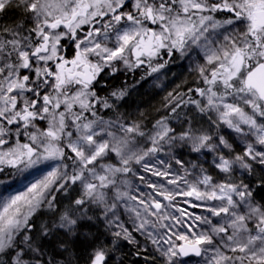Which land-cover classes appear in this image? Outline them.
Wrapping results in <instances>:
<instances>
[{"label":"snow or ice","instance_id":"6c2138e0","mask_svg":"<svg viewBox=\"0 0 264 264\" xmlns=\"http://www.w3.org/2000/svg\"><path fill=\"white\" fill-rule=\"evenodd\" d=\"M10 10L19 20L0 23V187L40 175L0 191V264H124L118 253L139 249L137 236L153 249L146 264H264L254 194L264 190V0H0V20ZM177 56L194 65V86L169 92L150 130L118 113L129 86L98 93L105 74L142 70L135 90ZM181 113L189 127L178 132ZM177 142L211 157L209 169L177 158ZM96 221L110 238L82 231ZM61 232L88 239L85 254L51 245Z\"/></svg>","mask_w":264,"mask_h":264},{"label":"rangeland","instance_id":"374dc122","mask_svg":"<svg viewBox=\"0 0 264 264\" xmlns=\"http://www.w3.org/2000/svg\"><path fill=\"white\" fill-rule=\"evenodd\" d=\"M192 59L197 61L198 63H203V60L199 59L195 54H193ZM191 67H194V65L191 64V61L181 59L179 56H177L175 61L173 63H170L165 69H162L160 73L153 74V78H150L148 80V83L144 84L143 87L136 86L135 90H132L130 89L131 87H129L130 95L120 103V105L118 106V113L126 115L129 121L136 120L138 122H142L144 125H146L145 130L146 131L150 130L152 124L155 123L156 119H159L161 115L167 114L163 108L164 98L167 96V94L169 92H172L174 89H177V86H179L178 90L181 92L186 91L188 87L194 86L193 81L196 79V75L193 71H191ZM140 72H142V70H140ZM130 77L132 79H129L131 81V85L129 86H132L135 84L136 80L138 79L133 78L132 75ZM149 108H151V110H154V112L148 114V112L151 111V110L148 111ZM184 111L187 112V109H185ZM109 113H108L109 115L108 118L115 119V114L111 112ZM192 115H194V113H188V117H191ZM147 118L151 119L150 124L148 125L145 123V122L148 123ZM184 118L186 117H184V114L181 113V120L175 121L172 124V126L175 127L178 132L181 131L182 129H187L189 127V125L187 124H182ZM196 121H199L200 123H196ZM193 124L195 125L196 128H199L201 124H203V120L199 115H196V120L193 121ZM204 126L206 127V125ZM148 146H150L148 143L142 142L137 144L136 148H134L133 150L144 149ZM168 152L169 149L167 146H165V151L163 153L158 154V156L168 159L166 155ZM171 152L177 158H180L185 162L191 161L193 163L201 164L205 169H209V165L211 163V157H208L206 161L203 153H199V154L193 153L191 151L190 145H185L181 142H177L175 146L171 149ZM134 168L139 169V166L134 165ZM212 174L215 175V173ZM27 175H28V180H30L33 179L34 177H38L40 175V172L34 169ZM152 178L153 180L155 179V177ZM127 179L132 182L133 187H136L140 184L138 179L132 175H129ZM28 180L13 179L8 185L4 187H0V191H4L7 194V193H14L16 191L23 190L24 185L28 183ZM78 194H79L78 191H73L70 193V196L75 197ZM63 202L65 203V205ZM68 204H69V199L62 198V203L60 206L61 210L64 207H66ZM201 211L202 210L200 209H196L197 213H200ZM41 219L46 220L48 219V217L45 216L42 217ZM101 223L102 225H105L104 222L101 221ZM91 228H95V224L92 225ZM82 231H85V229H83ZM58 237L59 239H57V237H52V239H57L59 242L61 241L67 242L68 245L70 242L73 241L72 238L65 236L63 232L59 233ZM64 255L67 256L68 254L65 253ZM205 259L206 257L189 258L182 260L187 261V264H204Z\"/></svg>","mask_w":264,"mask_h":264},{"label":"trees","instance_id":"16d2710c","mask_svg":"<svg viewBox=\"0 0 264 264\" xmlns=\"http://www.w3.org/2000/svg\"><path fill=\"white\" fill-rule=\"evenodd\" d=\"M18 20H19L18 12L10 10L7 13V15L3 18V20H0V23L11 24L12 22L18 21ZM116 77L117 76H114V77L110 78L109 81L111 82ZM130 79H132V78H130ZM113 81L116 82L117 79H115ZM102 82H105V80H103ZM125 85H127V86L131 85V81L128 79ZM125 85H123V86H125ZM98 93H99V95L104 96V94H103L104 92L103 91H99L98 90ZM149 110H151V108H149L148 111ZM152 112H154V110L149 111L148 114H150ZM103 113L106 114V113H109V112H103ZM158 157L159 158H163L161 156H158ZM163 159L167 160V158H163ZM173 167L174 168L177 167L174 164V162H173ZM259 197L260 198L264 197V190H260ZM197 214H199V213H197ZM89 215H92V213H89ZM124 219H127V217H124ZM91 226L92 225H88V226L86 225L85 228H83V229H85V231H88V232H91V233H96V232L101 233V237L100 238H101L102 241H104L106 237L110 238V233H108V231L105 228V225H102L101 221H96L95 222V228H91ZM137 239L140 240V242H141V246H140L139 249H137L133 245L124 244L122 246L121 252L118 253L119 256L124 257V264H146L145 256H150L151 255V253L153 251V249L151 248V245H148L147 246V251H145V245H144V242H143L142 238L137 236ZM88 242H89V240L85 239L83 236H81L80 238H77V239L73 240L72 242H70L68 246L72 250L73 256L84 255L85 254V249H87ZM58 243H59V241L57 239H52L51 238V241H50L51 245H57ZM88 250L90 251V249H88ZM137 251L140 252L139 256L136 255ZM64 256H61L59 258L63 259ZM80 264H83V260H81Z\"/></svg>","mask_w":264,"mask_h":264},{"label":"bare ground","instance_id":"6f19581e","mask_svg":"<svg viewBox=\"0 0 264 264\" xmlns=\"http://www.w3.org/2000/svg\"><path fill=\"white\" fill-rule=\"evenodd\" d=\"M106 84H107V87L103 91L104 92L103 93L104 96L108 95V93L111 92L114 89H118V88L123 87V85H125L126 82L123 80V78H118L116 82H113V81L110 82V81L107 80V83ZM101 115H103L104 118L106 117V119H109L108 118V116H109L108 113L104 114L102 112ZM147 120H148V123L147 122H145V123L148 125V124H150L151 119L150 118H147ZM259 192H260V190L258 189L257 192L255 193V195L257 196L258 199H260ZM64 205H65V203H64Z\"/></svg>","mask_w":264,"mask_h":264},{"label":"flooded vegetation","instance_id":"af4514ba","mask_svg":"<svg viewBox=\"0 0 264 264\" xmlns=\"http://www.w3.org/2000/svg\"><path fill=\"white\" fill-rule=\"evenodd\" d=\"M67 55H68L69 58H71V56L74 55V52L72 51V49H69V50H68ZM131 75H132L133 78L139 79V77L142 75V72H140V70H139V71H136L135 73H131V74H130V73H124L123 71H121V72H118V73L115 74V76H117L115 79L123 78V80H124L125 82H127V80L131 78V77H130ZM113 77H114V76H113ZM115 79H113V80H115ZM103 80H105V82L107 83V80L109 81L110 78L107 76V74H105L104 77H103ZM103 80H102V81H103ZM113 80H112V81H113ZM105 82H102V84L105 83ZM113 82H114V81H113ZM98 90H99V89H98Z\"/></svg>","mask_w":264,"mask_h":264},{"label":"water","instance_id":"95a60500","mask_svg":"<svg viewBox=\"0 0 264 264\" xmlns=\"http://www.w3.org/2000/svg\"><path fill=\"white\" fill-rule=\"evenodd\" d=\"M182 259H189V258H200V257H196L194 255L190 256V257H181Z\"/></svg>","mask_w":264,"mask_h":264}]
</instances>
